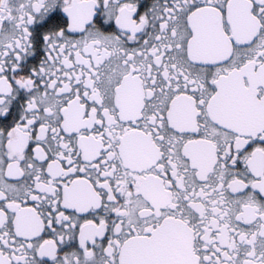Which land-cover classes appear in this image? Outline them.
I'll return each instance as SVG.
<instances>
[{"label": "snow or ice", "instance_id": "1", "mask_svg": "<svg viewBox=\"0 0 264 264\" xmlns=\"http://www.w3.org/2000/svg\"><path fill=\"white\" fill-rule=\"evenodd\" d=\"M0 264H264V0H0Z\"/></svg>", "mask_w": 264, "mask_h": 264}]
</instances>
